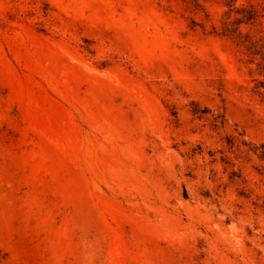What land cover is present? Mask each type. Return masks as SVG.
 <instances>
[{
  "label": "rangeland",
  "instance_id": "1",
  "mask_svg": "<svg viewBox=\"0 0 264 264\" xmlns=\"http://www.w3.org/2000/svg\"><path fill=\"white\" fill-rule=\"evenodd\" d=\"M0 264H264V0H0Z\"/></svg>",
  "mask_w": 264,
  "mask_h": 264
}]
</instances>
